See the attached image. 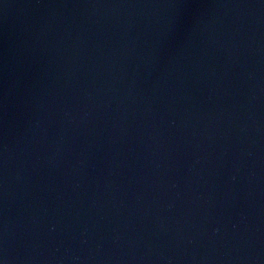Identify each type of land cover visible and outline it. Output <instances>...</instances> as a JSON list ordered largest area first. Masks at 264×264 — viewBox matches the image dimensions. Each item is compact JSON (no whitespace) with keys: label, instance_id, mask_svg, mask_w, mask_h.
I'll use <instances>...</instances> for the list:
<instances>
[{"label":"water","instance_id":"1","mask_svg":"<svg viewBox=\"0 0 264 264\" xmlns=\"http://www.w3.org/2000/svg\"><path fill=\"white\" fill-rule=\"evenodd\" d=\"M0 264H264V0H0Z\"/></svg>","mask_w":264,"mask_h":264}]
</instances>
